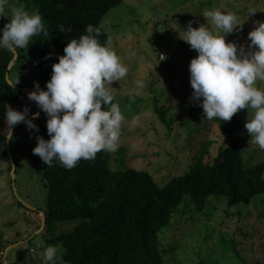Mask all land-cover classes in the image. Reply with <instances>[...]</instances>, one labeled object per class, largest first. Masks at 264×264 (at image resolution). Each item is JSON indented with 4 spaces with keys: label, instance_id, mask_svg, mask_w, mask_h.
I'll return each mask as SVG.
<instances>
[{
    "label": "rangeland",
    "instance_id": "1",
    "mask_svg": "<svg viewBox=\"0 0 264 264\" xmlns=\"http://www.w3.org/2000/svg\"><path fill=\"white\" fill-rule=\"evenodd\" d=\"M21 4L22 0H9L7 8L10 11ZM209 9L236 14L240 30L226 34L225 41L244 45L248 51V32L254 22L264 21V0H123L103 16L101 26L108 35V46L128 67L126 77L111 84L113 102L125 116L119 147L110 152L112 169H146L164 186L190 169L205 142L210 146L204 161L213 159L228 144L216 121L204 119L203 111H193L188 105V64L196 52L179 37L189 21L193 28L204 24L214 35L221 34L203 16ZM251 11L255 13L249 15ZM3 18L5 24L9 22L8 17ZM160 54L166 57L163 61ZM35 64V57L17 60L12 80L18 79L25 87L38 83L43 73ZM137 80L142 86L136 85ZM257 86L264 88V83ZM155 106L166 109L169 128ZM235 114L241 127L234 137L246 151L244 163L247 165L246 159L258 162L262 155L244 128L252 110L245 108ZM36 136L25 124L15 133L14 177L11 165L0 161V264H43V249L53 245L51 237L73 229L72 223L49 226L44 222L41 226L46 189L40 176L41 159L32 152ZM211 203L196 212L191 198L183 197L170 225L159 234L160 250L170 252L168 264H264V222L258 206L229 207L225 200L214 199ZM233 246L240 257L231 253Z\"/></svg>",
    "mask_w": 264,
    "mask_h": 264
},
{
    "label": "trees",
    "instance_id": "2",
    "mask_svg": "<svg viewBox=\"0 0 264 264\" xmlns=\"http://www.w3.org/2000/svg\"><path fill=\"white\" fill-rule=\"evenodd\" d=\"M122 2L22 0V5L29 11L40 13L48 35L33 36L26 48L17 49L18 63L24 57H35V67L43 73L38 84L44 89L45 82L50 79L51 65L57 62L58 55L64 54L63 48L70 39L86 34V25L99 27L100 43L109 45L101 20ZM4 24L2 17L1 28ZM49 53L51 55L45 58ZM12 58L11 51L0 49V161L6 164H10L6 140H3L7 108L17 111L27 108V117L37 111L35 102L27 97L29 91L15 89L6 81L8 74L15 83L11 75L16 63L8 70ZM15 85L25 87L19 83ZM187 87L192 93L190 83ZM30 88L34 90L33 85ZM188 105L193 111H203L199 100L190 99ZM155 111L169 128L171 121L166 118V109L155 106ZM46 119L40 111L39 118L33 120L38 127L36 134L45 140L49 138ZM212 120L217 122L223 137L229 140L228 144L220 147L213 159L204 161L210 146V142H205L190 169L172 177L164 186H159L146 169H112L110 152L100 151L92 160L81 159L72 169L64 168L57 161L47 166L41 160L40 176L46 189V225L54 222L73 224L72 230L63 231L50 240L65 250L63 259L68 264H168L170 252L160 250L159 234L170 225L185 195L191 198L196 212L212 206V199L225 200L229 207L254 203L264 222V197L257 201L264 195V150L258 149L262 155L258 162L250 163L245 158L246 165L243 157L246 151L243 152V146L234 137L241 127L238 115L234 114L228 121ZM23 125L14 130L13 138ZM10 149L15 160L13 140ZM230 251L240 257L234 246Z\"/></svg>",
    "mask_w": 264,
    "mask_h": 264
},
{
    "label": "clouds",
    "instance_id": "3",
    "mask_svg": "<svg viewBox=\"0 0 264 264\" xmlns=\"http://www.w3.org/2000/svg\"><path fill=\"white\" fill-rule=\"evenodd\" d=\"M8 4L9 0H0V17L9 18L0 28V49L15 52L26 48L33 36L48 35L38 11L25 10L22 4L9 11ZM203 16L221 34L214 35L204 24L193 28L189 21L179 37L196 52L188 64L191 99L199 100L204 119L209 120L228 121L239 110L251 109V118L244 128L251 143L264 150V88L257 86L258 82L264 83V21L254 22L247 34L245 51L244 45L225 41L226 34L240 30L235 13L209 9ZM84 31L86 34L70 39L63 48L64 54L57 56L45 88L34 82V91L27 93L47 117L49 138L36 136L32 149L47 166L57 161L72 169L81 159L92 160L100 151L115 152L119 147L125 116L118 103L113 102L111 84L126 77L128 67L114 49L100 43L99 27L88 24ZM165 58L160 54V61ZM16 83L18 79L11 86ZM136 85L142 86V81L137 80ZM28 111L7 108L3 140L14 139L12 128L17 123L38 131L33 120L39 118L40 112L26 119ZM64 251L59 245L46 246L43 264H68L63 259Z\"/></svg>",
    "mask_w": 264,
    "mask_h": 264
},
{
    "label": "water",
    "instance_id": "4",
    "mask_svg": "<svg viewBox=\"0 0 264 264\" xmlns=\"http://www.w3.org/2000/svg\"><path fill=\"white\" fill-rule=\"evenodd\" d=\"M0 19H1V17H0ZM0 28H1V26H0ZM13 53V58H12V60L10 61V63H9V65H8V70H10L13 66H14V64L16 63V61H17V59H18V53H17V51H15V52H12ZM6 81H7V83L9 84V85H11L13 82L10 80V78H9V76H8V74H7V76H6ZM12 87H14L15 89H21V90H25V91H34L32 88H30V87H22V88H20L19 86H17V85H14V86H12ZM36 112H40V110L37 108V111ZM26 119H32V115L31 116H28ZM22 124V122L21 123H17L16 125H14L13 126V128H12V134H13V132H14V130L18 127V126H20ZM6 152H7V156H8V159H9V162H10V165H11V171H10V174H11V176H15V168H16V164H15V160H14V157H13V154H12V152H11V149H10V142L9 141H7L6 140ZM26 206V205H25ZM27 207L28 208H30V209H32V207H30V206H28L27 205ZM41 214H42V227L44 226V222H45V216H44V214H43V212H41ZM15 245H17V244H15ZM8 248V247H7Z\"/></svg>",
    "mask_w": 264,
    "mask_h": 264
}]
</instances>
